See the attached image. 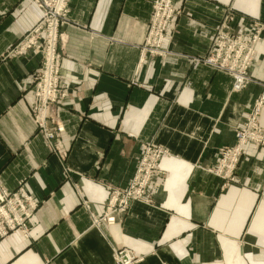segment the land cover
<instances>
[{
  "label": "crops",
  "instance_id": "obj_1",
  "mask_svg": "<svg viewBox=\"0 0 264 264\" xmlns=\"http://www.w3.org/2000/svg\"><path fill=\"white\" fill-rule=\"evenodd\" d=\"M174 4L180 12L164 56L143 52L152 0H70L59 42L66 96L52 109L62 157L30 111L41 55L7 56L41 10L33 0H0V181L10 190L23 183L39 203L28 236L0 239V264H114L122 247L145 257L138 264H264V146L245 145L234 182L210 172L264 92V37L254 81L241 91L230 75L193 59L228 13L236 30L264 23V0ZM147 143L167 151L149 201L94 223L83 201L102 217L106 185H129Z\"/></svg>",
  "mask_w": 264,
  "mask_h": 264
},
{
  "label": "built area",
  "instance_id": "obj_2",
  "mask_svg": "<svg viewBox=\"0 0 264 264\" xmlns=\"http://www.w3.org/2000/svg\"><path fill=\"white\" fill-rule=\"evenodd\" d=\"M41 10V17L7 52V56H18L34 51L41 55V66L35 71L33 88L35 102L30 111L36 128L46 139L51 152L66 155L61 128L56 124L52 109L61 103L66 92L61 79L62 53L60 27L68 19L70 0H33ZM174 0H152V13L143 52L151 55H166L163 47L165 36L172 19L179 14ZM233 14H227L217 26L208 50L193 59L204 65L224 72L232 78V90L241 91L254 81L250 67L257 53V44L264 37V23L252 19L233 26ZM264 105V92L253 107L245 113L244 121L235 129L236 142L233 146L219 149V161L210 169L224 180V185L236 181V169L244 147L248 142L264 146V126L260 124V113ZM58 123V122H57ZM142 152L134 175L126 187L106 185L109 199L104 215L96 217L87 201L94 223L114 222L117 215L126 214L136 200L149 201V189L153 177L160 172L159 161L167 151L152 143L143 144ZM264 194V190L262 191ZM39 207L38 201L29 193L24 184L14 190L0 181V239L12 232L21 231L29 235L31 219ZM144 256L122 247L114 251V264H138Z\"/></svg>",
  "mask_w": 264,
  "mask_h": 264
},
{
  "label": "rangeland",
  "instance_id": "obj_3",
  "mask_svg": "<svg viewBox=\"0 0 264 264\" xmlns=\"http://www.w3.org/2000/svg\"><path fill=\"white\" fill-rule=\"evenodd\" d=\"M214 69V68H213ZM216 70V69H215ZM153 180V179H152Z\"/></svg>",
  "mask_w": 264,
  "mask_h": 264
}]
</instances>
